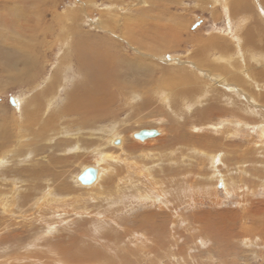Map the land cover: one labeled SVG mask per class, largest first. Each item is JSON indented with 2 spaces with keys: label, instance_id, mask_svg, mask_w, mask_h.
Instances as JSON below:
<instances>
[{
  "label": "rangeland",
  "instance_id": "1",
  "mask_svg": "<svg viewBox=\"0 0 264 264\" xmlns=\"http://www.w3.org/2000/svg\"><path fill=\"white\" fill-rule=\"evenodd\" d=\"M36 1L0 16V264H264V0Z\"/></svg>",
  "mask_w": 264,
  "mask_h": 264
},
{
  "label": "bare ground",
  "instance_id": "2",
  "mask_svg": "<svg viewBox=\"0 0 264 264\" xmlns=\"http://www.w3.org/2000/svg\"><path fill=\"white\" fill-rule=\"evenodd\" d=\"M8 1H12V2H14V3H19V1L20 0H2V3H0V10H2V15H0L1 17H3V16H5L7 13H10V8L8 7V5H11ZM33 1H35V0H33ZM38 1V0H37ZM36 1V2H37ZM236 1V0H235ZM245 2V1H244ZM244 2H243V5H244V7H245V4H244ZM249 2V1H248ZM44 3V2H43ZM33 4V8H34V10H37L36 8H37V6L36 5H38V4H35L34 2L32 3ZM249 4V3H248ZM41 5V4H40ZM147 5V4H146ZM17 6H18V4H17ZM17 6L14 8V10L16 11H19V9L17 8ZM19 7V6H18ZM32 8V7H31ZM42 8V7H41ZM39 9V8H38ZM44 9V8H43ZM40 10H42V9H40ZM37 12H38V10H37ZM11 13H13V11H11ZM141 15V14H140ZM143 15H145V14H143ZM1 20V19H0ZM7 24V23H6ZM154 25V24H153ZM2 29V28H1ZM6 29V28H5ZM4 29V30H5ZM4 30H2L3 32H4ZM76 30V29H75ZM131 30V29H130ZM1 31V30H0ZM1 31V32H2ZM6 31V30H5ZM12 32V31H11ZM76 32V31H75ZM74 32V33H75ZM175 32V31H174ZM249 32V31H248ZM8 33H9V31H8ZM18 33V32H17ZM11 36H13V35H11ZM14 39V38H13ZM34 41V40H33ZM81 41V40H80ZM83 41V40H82ZM93 42V41H92ZM107 42V41H106ZM83 44H78V46L77 47H79L80 48V51L79 52H81L82 54H84L85 53V57L83 58V62H85V63H88V65L91 67V69H92V67L95 69V67L97 68L98 67V69L95 71L96 72V75H95V77H91V79H87V80H85L86 82H85V84L88 86V89H87V92H86V96L84 97L85 98V100H83V98H82V100H78L77 98V101H78V103L77 104H75V101H74V104H72V105H74L75 106V108H77V107H82L83 108V110L84 111H86L87 113L88 112H98V108H103L106 104L105 103H107V105L109 106L110 105V100H111V98L109 97V94L107 93L108 91H107V86L108 85H110L111 83H110V81L112 80L111 79V76H110V74H109V71H111L110 69V67L113 65V64H115L114 63V56H113V54H108V52H110V51H105V52H103L102 51V49H101V52L99 51H97L98 49L96 48L97 46H95V47H93V45L92 44H88V45H83ZM17 46V45H16ZM30 46V45H29ZM27 47L26 46V48H30V47ZM210 45H208L206 48H208V49H210L211 50V48L209 47ZM17 47H20V45L19 46H17ZM26 48L25 47H21L20 48V51H28V49L26 50ZM86 48V50H84ZM88 48V49H87ZM107 49V48H106ZM222 49V48H221ZM91 50H93V51H91ZM104 50V49H103ZM225 50V49H224ZM19 51V52H20ZM78 51V50H77ZM97 51V52H96ZM106 52H107V54H106ZM226 52V51H225ZM23 53V52H22ZM199 53H201L202 54V52H199ZM24 54V53H23ZM81 54V55H82ZM204 54V53H203ZM202 54V55H203ZM221 54H223V53H221ZM20 54H18L17 56H19ZM227 55V54H226ZM24 56V55H23ZM25 57V56H24ZM28 57V56H27ZM26 57V58H27ZM119 57V56H118ZM123 57V56H122ZM22 58V57H21ZM79 60V59H78ZM203 60V59H202ZM224 60H226V58L224 59ZM1 61V60H0ZM19 61V60H18ZM117 61H119V59L117 58ZM16 62V61H15ZM22 62V61H21ZM24 62V61H23ZM216 62V61H215ZM4 63H5V61H3V65H4ZM29 63L30 62H26L25 63V65H24V69L22 70V72H21V75L20 76H24L25 75V71L27 70V71H29V68H28V66H29ZM118 63V62H117ZM201 63V62H200ZM6 64V63H5ZM82 64V63H81ZM80 63L78 64V65H81ZM228 64V63H227ZM83 65V64H82ZM117 65V64H116ZM126 65H127V67L128 68H130V69H134V72H135V67H140V70L142 71V72H144L145 73V75L146 74H148V73H150L151 74V72H152V70L150 69L151 67L149 66V65H147V64H145V63H142V62H133V63H131V62H128V63H126ZM202 65H204V64H202ZM213 65V64H212ZM113 67V66H112ZM80 68V67H79ZM82 68H83V66H82ZM89 68V67H88ZM86 69V68H85ZM90 69V68H89ZM93 69V70H94ZM80 70H82V69H80ZM113 70H115V69H113ZM183 72H185V70L184 69H181ZM181 70L180 71H178V73H175L176 74V78L177 79H175V80H172V79H169L168 78V80H172V84L174 85V84H177L178 85V87H181V80H179V78H182L181 77ZM87 71V70H86ZM82 72V71H81ZM92 72V71H91ZM118 72V71H117ZM27 73V72H26ZM153 73V72H152ZM30 74V73H29ZM90 74V73H89ZM167 74H169V73H167ZM189 75H191L190 73L189 74H186V75H184V76H189ZM137 76V75H136ZM165 76V75H164ZM183 76V77H184ZM84 77V76H83ZM89 78H90V76H89ZM165 78H166V76H165ZM232 78V77H231ZM85 79H86V77H85ZM239 79V78H238ZM233 80V79H232ZM136 81V80H135ZM153 79H150L148 82H146V83H141V81L139 82H135V84H133L132 85V87H133V89H135L136 91H139V92H145L149 87L151 88V84L153 83ZM115 83H117V81L115 80ZM160 84V82L159 83H157V85H159ZM223 84V83H222ZM172 85V86H173ZM83 86H84V84H83ZM164 86V85H163ZM175 86V85H174ZM52 88V87H51ZM86 88V87H85ZM149 88V89H150ZM157 88V87H156ZM155 89V88H154ZM79 90V89H78ZM157 91H158V89H156ZM164 90V89H163ZM86 91V90H85ZM162 91L160 90V93H161ZM155 93H157V92H155ZM164 94H165V92H164ZM73 96V95H72ZM75 97V96H74ZM105 97H106V99H107V101H106V99H105ZM262 98V97H261ZM72 99H73V97H72ZM75 99V98H74ZM164 99H166V96H165V98ZM163 99V100H164ZM263 99V98H262ZM53 100V99H52ZM152 100V99H151ZM143 102H145V103H148V100H146V101H143ZM142 102V103H143ZM16 104H17V106L18 107H20L21 105H20V103L21 102H19V101H16L15 102ZM142 103H141V105H142ZM144 104V103H143ZM142 108H144V106H141ZM95 114H97V113H95ZM99 115V114H98ZM32 117V115H29V119ZM157 131V130H156ZM1 133V132H0ZM157 133H158V131H157ZM112 136H110V142L112 143V144H114L116 141H117V137H118V134H111ZM158 135V134H157ZM156 135V136H157ZM1 136V135H0ZM6 136V135H5ZM135 136V135H134ZM7 137V136H6ZM6 137H3L2 139L3 140H5V138ZM136 138H140V139H144V138H141V137H139V136H137L136 135ZM3 145V144H2ZM1 147V146H0ZM110 159V158H109ZM114 160V159H113ZM112 160V161H113ZM4 161V160H3ZM88 170H92L93 172H94V174H95V179L92 181V182H87V184H88V186H89V184L91 185L92 183H94L95 182V180L97 179V177H98V173H97V171L95 170V169H93V168H90V169H88ZM86 172H87V170H85ZM84 171V173L83 174H85L86 172ZM99 177H100V175H99ZM81 178V179H80ZM79 179L82 181V177H80ZM101 178V177H100ZM100 178H99V180H100ZM95 183H98V182H95ZM83 186H86V185H84L83 184ZM91 186H95V184H93V185H91ZM2 201V200H1ZM3 203V202H2ZM7 203V202H6ZM6 203H5V205H6Z\"/></svg>",
  "mask_w": 264,
  "mask_h": 264
},
{
  "label": "water",
  "instance_id": "3",
  "mask_svg": "<svg viewBox=\"0 0 264 264\" xmlns=\"http://www.w3.org/2000/svg\"><path fill=\"white\" fill-rule=\"evenodd\" d=\"M12 104H13V100H12ZM157 134L158 133L156 130H144L139 132L137 136L141 138H147V137H155ZM81 177L83 182H92L95 179V174L92 170H87V172L83 174Z\"/></svg>",
  "mask_w": 264,
  "mask_h": 264
}]
</instances>
